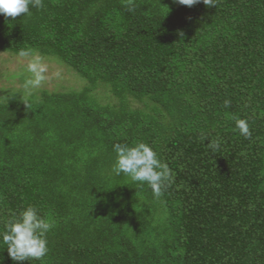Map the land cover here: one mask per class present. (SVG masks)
<instances>
[{
  "label": "trees",
  "instance_id": "1",
  "mask_svg": "<svg viewBox=\"0 0 264 264\" xmlns=\"http://www.w3.org/2000/svg\"><path fill=\"white\" fill-rule=\"evenodd\" d=\"M22 50L86 83L0 97V233L28 206L54 222L43 261L0 241V264H264V0H42L0 14ZM138 142L171 171L159 198L111 172Z\"/></svg>",
  "mask_w": 264,
  "mask_h": 264
},
{
  "label": "clouds",
  "instance_id": "2",
  "mask_svg": "<svg viewBox=\"0 0 264 264\" xmlns=\"http://www.w3.org/2000/svg\"><path fill=\"white\" fill-rule=\"evenodd\" d=\"M175 3L193 7L203 3L206 7H215L217 0H174ZM42 0H0V14L13 19L24 14H30V7L40 8ZM168 11V9H167ZM20 57L27 59L26 69L31 75L23 83V89L32 94L37 92L42 84L49 79L48 65L43 58L35 55L31 50H22ZM55 75L59 77L60 73ZM225 107L230 106V100H225ZM236 128L245 138L251 136L248 122L242 118H235ZM220 141H212L209 147L216 150ZM116 159L111 166V172L119 176L121 173L130 177L134 182L147 184L153 196L159 198L172 180V174L167 163L158 158L157 152L148 144L138 142L134 144L113 145ZM54 227V222L42 216L34 206H28L19 214H13L6 222L5 230L0 233V241L6 246L9 257L13 261H43L48 254L47 234Z\"/></svg>",
  "mask_w": 264,
  "mask_h": 264
},
{
  "label": "rangeland",
  "instance_id": "3",
  "mask_svg": "<svg viewBox=\"0 0 264 264\" xmlns=\"http://www.w3.org/2000/svg\"><path fill=\"white\" fill-rule=\"evenodd\" d=\"M43 61L48 65L49 71L47 79L41 88L32 94H38L40 90L46 89L49 91H61L69 89H79L85 85V81L77 76L69 67L58 61L56 58L50 56H41ZM27 59L20 57L19 54L0 51V97L7 92H16L20 97L29 96L23 89V83L31 74L26 69ZM56 72L60 75L57 77ZM101 102L109 101L110 95L107 88L98 86L94 90ZM133 106L143 107L142 102L134 101Z\"/></svg>",
  "mask_w": 264,
  "mask_h": 264
}]
</instances>
